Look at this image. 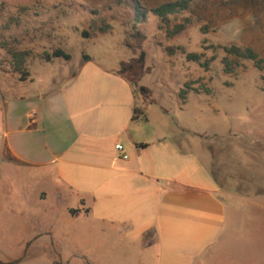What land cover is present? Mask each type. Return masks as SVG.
<instances>
[{"label": "crops", "instance_id": "crops-1", "mask_svg": "<svg viewBox=\"0 0 264 264\" xmlns=\"http://www.w3.org/2000/svg\"><path fill=\"white\" fill-rule=\"evenodd\" d=\"M81 61L50 88L0 73V264H222L216 175L133 120L123 62Z\"/></svg>", "mask_w": 264, "mask_h": 264}, {"label": "rangeland", "instance_id": "rangeland-1", "mask_svg": "<svg viewBox=\"0 0 264 264\" xmlns=\"http://www.w3.org/2000/svg\"><path fill=\"white\" fill-rule=\"evenodd\" d=\"M176 1L0 0V73L19 80L3 46L16 41L21 43L14 44L18 50L32 53L28 62L31 89L63 83L86 56L110 71L126 63L122 70L134 84L138 109L149 108V136L173 142L187 138L186 148L202 158L220 183L228 229L216 248L220 262L264 264L263 74L253 63L244 62L228 75L222 64L224 53L214 50L235 45L253 49L264 60V8L207 5L194 17L181 13L170 18L171 30L185 19L192 22L175 37H168L166 27L151 12L142 19L136 8L139 3L151 11ZM93 12L107 19L112 31L84 39L82 33L90 30ZM55 49L70 54L71 61L45 64L38 58ZM142 53L140 71L134 64ZM190 53L209 62V69L188 62ZM186 84L194 90L188 91L183 104L179 95ZM43 258L38 255L32 260Z\"/></svg>", "mask_w": 264, "mask_h": 264}, {"label": "trees", "instance_id": "trees-1", "mask_svg": "<svg viewBox=\"0 0 264 264\" xmlns=\"http://www.w3.org/2000/svg\"><path fill=\"white\" fill-rule=\"evenodd\" d=\"M207 5L214 8H233L238 6H249V7H263L264 0H178L176 2H171L164 4L154 10L146 11L144 10L139 3H137L136 8L141 18L145 19L148 13H152L156 16L163 27H166L168 37H175L181 34L186 27L191 24L192 19H185L183 23L174 25V28L171 30V17L176 16L181 13H190L193 17L197 13L206 8ZM94 19L92 20L91 27L89 31H84L82 37L84 39H91L97 35H106L112 31V27L108 24L107 19L101 17L99 12H93ZM140 19V18H139ZM139 36V33L136 34V37ZM14 44L18 46L21 45L20 42L16 41L15 43H4V49L10 57V67L12 72L19 76V81L24 83L30 80L31 73L28 69V62L32 57L31 51H20ZM128 49L132 50L133 48L127 45ZM214 50H220L224 53V58L222 64L224 66V72L228 75L234 74L239 67L242 66L244 62H251L254 64L255 68L259 70L263 76L262 80L264 81V60L259 56L257 52L250 48H240L235 45L231 46H218ZM144 53L141 54V58L135 62V66L141 71L143 69L144 62ZM38 58L45 64H50L55 60H62L64 62L71 61L72 57L70 54L66 53L62 49H55L51 52H44L38 56ZM202 57L195 53H190L186 55V60L188 62H193L199 64L205 70L209 69V62H202ZM85 61H88V57H84ZM126 63H122L118 71V75L124 77L123 67ZM131 67L129 70H133ZM131 85H134L126 77H124ZM186 90L180 92L179 98L182 100L183 104L186 103L188 91H192L189 84L185 85ZM205 93L210 94L208 89H204ZM140 92L145 93V88L141 87ZM199 93V90L197 91ZM144 109H135L133 120L137 121L139 119H145ZM143 147V146H142ZM79 211H71L72 215L78 214Z\"/></svg>", "mask_w": 264, "mask_h": 264}, {"label": "built area", "instance_id": "built-area-1", "mask_svg": "<svg viewBox=\"0 0 264 264\" xmlns=\"http://www.w3.org/2000/svg\"><path fill=\"white\" fill-rule=\"evenodd\" d=\"M116 151L121 155L123 160H128V156L124 154V148L121 145H116L115 147Z\"/></svg>", "mask_w": 264, "mask_h": 264}]
</instances>
